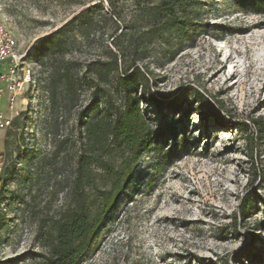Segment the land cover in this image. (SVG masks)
<instances>
[{
	"label": "rangeland",
	"instance_id": "rangeland-1",
	"mask_svg": "<svg viewBox=\"0 0 264 264\" xmlns=\"http://www.w3.org/2000/svg\"><path fill=\"white\" fill-rule=\"evenodd\" d=\"M98 3L110 10L107 0H0V21L31 69L18 95L24 102L3 136L9 166L0 180V264H41L52 217L72 207L83 148L79 115L93 120L107 102L99 98L97 108L94 85L82 84L72 100L58 88L64 100L52 110L49 54L39 41ZM114 5L124 27H141L132 21L134 0ZM104 13L86 43L77 35L65 50L66 60L80 62L76 72L116 36ZM189 13L185 34H168L149 49L152 92L174 106L160 110L131 97L149 126L150 148L82 264H264V0H194ZM101 92L111 111H123L115 85ZM195 93L224 121L205 116ZM106 161L120 164L117 152ZM95 174L101 186L104 174ZM247 196L255 203L243 220Z\"/></svg>",
	"mask_w": 264,
	"mask_h": 264
},
{
	"label": "trees",
	"instance_id": "trees-1",
	"mask_svg": "<svg viewBox=\"0 0 264 264\" xmlns=\"http://www.w3.org/2000/svg\"><path fill=\"white\" fill-rule=\"evenodd\" d=\"M134 3L136 15L132 17V21L143 22L139 29L124 27L125 21L116 12L114 0H107L110 10H106L104 3L90 6L62 28L39 41L49 54L48 90L52 110L64 100L58 96V88H62L72 100L82 84L94 85L93 99L97 108L99 98H105L107 102L105 113L93 120L89 119L86 111L79 115L83 148L76 161L74 201L71 208L52 217L53 236L48 242V237H44L47 242L44 246L48 252L43 256L41 264H82L96 245L102 222L111 214L133 182L143 156L149 151L150 141L149 126L139 112L137 100L131 97L138 95L160 110L171 104L174 106L173 103L165 104L154 96L151 73L145 63L155 41L168 34L181 35L187 32L189 11L194 0H154L147 5H143L141 0H134ZM255 4L260 6L258 2ZM103 12L113 22L116 36L112 35L110 47L104 53L86 61L84 70L76 72L75 66H80V62L75 59L66 60L65 50L70 44L77 42V35L86 43L89 40L88 30L96 23L95 16L103 17ZM109 85H115L124 95V109L119 113L111 111L109 95L101 92L102 88ZM194 98L195 102H201L205 116L213 114L217 122L224 121L215 107L198 93H195ZM64 143L63 141L60 145ZM110 149L113 151L109 152ZM114 152H117L120 161L118 166L106 161L107 156H112ZM246 156L253 159V151L247 150ZM7 170L8 168L2 181ZM97 170L104 174L105 180L101 186L98 185L100 183L95 174ZM108 185L110 189L107 190L105 186ZM89 191L93 193L94 201H91ZM254 203L255 199L250 196L244 199L241 206L243 220L250 218Z\"/></svg>",
	"mask_w": 264,
	"mask_h": 264
},
{
	"label": "built area",
	"instance_id": "built-area-1",
	"mask_svg": "<svg viewBox=\"0 0 264 264\" xmlns=\"http://www.w3.org/2000/svg\"><path fill=\"white\" fill-rule=\"evenodd\" d=\"M31 69L24 60L19 42L12 31L0 21V97L4 91L11 95L10 104L14 105L18 94L28 84ZM12 123V119L0 116V137ZM8 162L4 152L0 151V180L3 177Z\"/></svg>",
	"mask_w": 264,
	"mask_h": 264
},
{
	"label": "crops",
	"instance_id": "crops-1",
	"mask_svg": "<svg viewBox=\"0 0 264 264\" xmlns=\"http://www.w3.org/2000/svg\"><path fill=\"white\" fill-rule=\"evenodd\" d=\"M10 97H11V95L8 91H4V94L0 97V116H2L5 119H12L13 120V118L18 113L17 112L18 107H20L24 101H21L17 96L18 99L16 98V102L14 103V105L11 106ZM17 101H18V104H17ZM4 134H5V132H3L1 137H0V151H2V152L4 149V142H3Z\"/></svg>",
	"mask_w": 264,
	"mask_h": 264
}]
</instances>
